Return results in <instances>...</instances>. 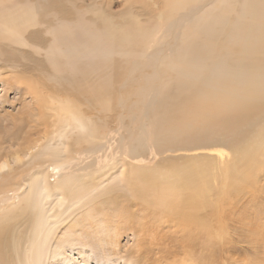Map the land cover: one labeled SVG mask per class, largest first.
I'll list each match as a JSON object with an SVG mask.
<instances>
[{
	"label": "rangeland",
	"instance_id": "1",
	"mask_svg": "<svg viewBox=\"0 0 264 264\" xmlns=\"http://www.w3.org/2000/svg\"><path fill=\"white\" fill-rule=\"evenodd\" d=\"M182 1L0 0V160L10 157L14 166L12 176L0 177V194L29 181L39 170L47 171L51 184L77 176L58 192L75 202H65L66 213L56 226L60 238L62 235L60 264H146L148 259H161L155 244L177 248L180 242L192 250L182 253L179 248L178 259L162 264H178L183 256H189L192 264H264V147L260 146L264 145V79L259 78L264 75V62L255 68L230 67L234 65L226 59L235 43L222 37L224 53L227 51L223 63L209 65L211 59L202 56L200 61L179 68L185 52L201 47L191 43L193 38L188 41L191 32L218 48L221 26L231 21L235 25L241 12L243 15L242 10L232 8L239 0ZM245 1L240 0L238 6ZM251 1L254 15L249 18L244 14L243 18L248 19V27L251 23L253 33H263V37L243 30L238 35L242 45L238 46L264 54V0ZM65 15L72 17L69 22L62 19ZM176 22L180 23L177 28ZM8 24L22 35L6 34ZM72 27L82 28L87 55L93 56L87 63H91L90 69L84 53L66 67L61 65L66 64L63 61L54 66L55 60L46 53L45 49L57 43L52 36L59 33L57 37H66L63 32ZM175 28L177 35L171 33ZM216 28L219 31L212 33ZM79 59L82 62L76 63ZM74 65L78 67L74 69ZM89 70L100 80L95 83H101H93L91 93L82 79ZM72 72L78 80L74 92L60 81L63 74L72 77ZM102 74L113 81L103 84ZM174 75L232 85L244 101L233 96L216 98L217 89L205 92L193 101L194 112L173 117L179 127L173 132L175 123L170 124L159 108L170 91L167 78ZM104 93L109 100L104 99ZM73 114L91 119L93 125L85 118L87 140L79 141L83 130L74 128ZM204 124L215 129L210 137L196 134L197 127ZM231 126H240L241 132ZM60 129L62 135L57 133ZM93 132H98L95 138ZM166 142H174V146L162 149ZM47 145L54 150L58 145L60 150L36 159ZM138 167L145 169L147 178L139 177ZM122 170L127 173L122 175ZM170 183L194 187L176 212L160 203L162 189ZM18 218L8 221L7 235L14 228L24 233L30 230L31 220L22 215Z\"/></svg>",
	"mask_w": 264,
	"mask_h": 264
},
{
	"label": "bare ground",
	"instance_id": "2",
	"mask_svg": "<svg viewBox=\"0 0 264 264\" xmlns=\"http://www.w3.org/2000/svg\"><path fill=\"white\" fill-rule=\"evenodd\" d=\"M171 1V0H170ZM173 2L175 0H172ZM182 1V0H181ZM189 1V0H188ZM240 1V0H239ZM238 1V2H239ZM53 2V1H52ZM172 2V3H173ZM186 2L185 0L182 1ZM235 2L234 5L232 6L233 9L237 10V8L243 11V15L245 14V17H249L254 15L253 14V10L251 8V4L252 1L251 0H246L245 4L243 3L241 6H238L239 3ZM187 3V2H186ZM55 4V2H54ZM53 4V5H54ZM156 4V3H155ZM158 4V3H157ZM177 4V3H176ZM174 4V5H176ZM185 4V3H184ZM166 5H170L166 4ZM178 5V4H177ZM176 5V6H177ZM179 6H182L179 5ZM246 9H245V7ZM262 6H264V2L262 3ZM51 7V6H50ZM178 7V6H177ZM69 8V7H68ZM253 8L257 11H261L259 10L257 7ZM264 10V7H262ZM54 9V8H53ZM51 10V9H50ZM9 11V10H8ZM32 11V10H31ZM67 11V9H66ZM35 12V11H34ZM78 12V11H75ZM249 15H247V13ZM11 13V12H10ZM9 13V14H10ZM32 13V12H31ZM262 13V12H261ZM2 14V13H1ZM4 14V13H3ZM8 14V15H9ZM19 14V13H18ZM33 14V13H32ZM36 14V13H35ZM71 15V14H69ZM68 15V19H67V15H65V17L62 19H65L66 21L70 20V18H72L70 16L69 18ZM169 15V14H168ZM242 15L241 12V18H239L240 20H237L238 22H234L235 25H233V23L227 24V25H223V27L221 26V32H219L218 34H223V36H221V40L219 41V39L217 40L219 43V47L218 48H214L212 42L210 41H205L203 40L200 36L199 33L197 32H191L189 34V39L193 38V40L191 41V43H198L201 47H197L194 51L192 52H185V56L183 58V62L180 65L179 68H183L187 65V63L189 61H200L202 56L205 57H209L210 63L209 65H211L212 63L218 65L223 63V55H225L224 53V45L225 42L222 41V37L226 38V41L235 43V47L229 48V53L227 55L228 59H226L228 61L229 64L234 65V66H230V67H237L239 70L240 68L242 69L243 67L247 66V65H251L255 67L260 66L263 62H264V54L263 53H257V52H252V51H248L246 50L247 46L245 49H242V47H239L238 45H242L241 44V40L238 39V35L239 33L243 30H247L248 32H250L251 34H255L258 37H263V33L262 34H256L253 33L252 29H251V23L250 26L248 27L246 23H248V19L243 18L244 16ZM10 16V15H9ZM36 16V15H35ZM2 17V15H1ZM61 17V16H60ZM10 18V17H8ZM83 19H87L84 18ZM205 19V18H204ZM10 20V19H9ZM61 20V19H59ZM82 20V19H81ZM108 20V18H107ZM74 21V20H71ZM70 21V22H71ZM84 21V20H83ZM110 21V20H109ZM12 22V21H11ZM63 22V21H62ZM69 22V21H68ZM8 23V22H7ZM10 23V22H9ZM52 23V22H51ZM72 23V22H71ZM1 24V22H0ZM4 24V23H3ZM25 24V23H24ZM253 24V23H252ZM2 25V24H1ZM0 25V26H1ZM180 25L179 22H176V28ZM211 25V23H210ZM215 25V24H214ZM216 25L217 22H216ZM4 26V25H3ZM51 26V25H50ZM54 26V25H53ZM56 26V25H55ZM54 26V28H56ZM83 26V25H82ZM244 26V29H243ZM6 27V25L4 26ZM2 27V28H4ZM77 27V26H76ZM72 27L68 30H66L64 33L67 34V36L63 37V38H59L57 37L59 33H54L55 35H53L52 37L57 41V43H55V40H53L52 42L55 44H52V46L47 50V52H49L48 54L51 55V57L55 60V62H53V64H55L54 66H57V64H61L60 62L63 61V63L66 64H61L62 66L66 67L67 63H71V65L75 62L74 60L83 55H86L88 57V60L86 59L87 57H84L86 60H84V62H86V64L88 63V61L91 59L90 53L87 55V50L84 47V43L85 40L83 42L82 39V28L78 27ZM211 27V26H210ZM219 27V26H218ZM86 29V27H83ZM176 28L173 29L171 31L172 34H175L176 32ZM5 29V33L6 34H12L15 35L17 38L22 35H18L16 32H18V29L15 27H12L11 25L8 24V27L4 28ZM88 29V28H87ZM203 29V28H202ZM212 29V28H211ZM198 30V29H197ZM4 31V30H3ZM90 31V30H89ZM219 30L213 29L212 33L218 32ZM16 33V34H15ZM90 33V32H89ZM124 33V32H123ZM126 33V32H125ZM124 33V37L125 34ZM211 33V34H212ZM62 34V33H60ZM128 34V33H127ZM183 35V33H181ZM62 35V36H63ZM139 38L140 39V34ZM177 35V33L175 34ZM185 38L187 37L186 34ZM248 35V34H247ZM127 36V35H126ZM6 37V36H5ZM109 38L112 37V34L108 36ZM242 37V34H241ZM1 38V37H0ZM4 38V37H3ZM7 38V37H6ZM9 39H11L10 37H8ZM13 38V37H12ZM15 38V37H14ZM240 38V37H239ZM5 39V38H4ZM241 39V38H240ZM254 39V37H253ZM260 39V38H259ZM136 40V39H135ZM185 39L183 38L182 41H184ZM187 40V38H186ZM225 40V39H224ZM256 40V38H255ZM137 41V40H136ZM139 41V40H138ZM222 41V42H221ZM250 40H248L249 42ZM186 42V41H185ZM184 42V44H185ZM240 42V44L238 43ZM60 43V44H59ZM189 43V42H188ZM188 43H186V45H188ZM42 44V43H41ZM244 44V43H243ZM1 45V44H0ZM39 45V44H38ZM37 45V46H38ZM55 45V46H53ZM57 45V46H56ZM190 45V44H189ZM188 45V46H189ZM245 45H247L245 43ZM255 48V47H254ZM43 50V49H42ZM207 53H205V52ZM42 52V51H41ZM48 56V55H47ZM226 57V56H225ZM179 58V57H178ZM78 59V58H77ZM57 60V61H56ZM83 60V58H82ZM60 61V62H59ZM81 59H79L78 61H76V63L80 62ZM52 63V61H49ZM48 62V63H49ZM82 62V61H81ZM83 62V63H84ZM91 62V61H89ZM14 63V62H13ZM93 63V62H92ZM200 63V62H199ZM227 63V64H228ZM85 64V65H86ZM91 64V63H90ZM90 64H87L89 67L87 69H90ZM202 64V63H201ZM226 64V63H225ZM228 64V65H229ZM12 65V64H11ZM15 65V64H14ZM80 65V64H79ZM13 66V65H12ZM27 67V66H26ZM25 67V68H26ZM30 67V66H28ZM59 67V66H58ZM74 67V69H76L77 67ZM80 67V66H79ZM87 67V66H86ZM85 67V68H86ZM206 67V66H205ZM211 67V66H210ZM213 67V66H212ZM211 67V68H212ZM222 67V66H221ZM18 68V67H17ZM68 68V67H67ZM71 68V67H70ZM228 68V67H227ZM252 68V67H250ZM27 69V68H26ZM60 69V68H59ZM58 69V70H59ZM73 69V68H72ZM73 69V70H74ZM84 69V68H83ZM86 69V70H87ZM244 69V68H243ZM253 69V68H252ZM10 70V69H8ZM34 70V69H33ZM92 70V68H91ZM91 70H89L88 72H86V76L83 79V84L87 85V89L88 91L91 93L93 91L94 84L97 80L94 79L92 77V72ZM224 70V69H223ZM227 70V69H226ZM255 70V69H254ZM253 70V71H254ZM26 71V70H25ZM31 71V70H30ZM78 72L80 70H77ZM85 71V70H84ZM83 71V73H84ZM242 71V70H241ZM252 71V70H251ZM250 71V72H251ZM258 71V70H257ZM27 72V71H26ZM44 72V71H43ZM46 72V71H45ZM59 72H66L65 71H60ZM209 72V71H208ZM234 72V71H233ZM96 73V72H95ZM34 74V73H33ZM42 74V73H41ZM68 76L70 73H67ZM73 74V72L71 73V75ZM76 74V72L74 73ZM80 74L81 71H80ZM204 74V73H203ZM65 76L60 77V81L62 83H66L67 85H69V89H73L74 91H77V89L73 88L74 85L76 83H78V80L72 75V77H68L66 74H63ZM70 75V76H71ZM100 75V74H99ZM98 75V77H100ZM177 75V74H176ZM172 76L167 78V80H169L168 82H171V87H170V91L165 94L163 96V100L160 103V110H163V113H161L162 115H164V118L169 119V122L171 124V122L175 123L173 125H171V129L173 132H176L179 130L178 127V121H175L176 116H180V114H182L185 111H188L189 113H192L195 111V107L193 105V101L198 98V97H203L205 96L204 93L208 92L211 93L212 91H214L215 89H217L215 91V97L216 98H222L224 96H233L235 98H242V96L239 95L238 89H236L235 87H233L232 85H230V87L223 85V84H216V85H212L211 80L207 81V79H196L194 80L192 76L190 77H186V78H182V77H178V76ZM220 75V74H219ZM260 75V74H259ZM95 76V75H93ZM103 76V74H102ZM101 76V81L102 83H111L113 80L109 79L106 75H104L103 77ZM202 76V75H201ZM241 76V75H240ZM248 76V75H247ZM258 76V75H257ZM97 77V78H98ZM198 77V76H197ZM196 77V78H197ZM228 77V76H227ZM230 77V76H229ZM237 77V76H235ZM243 77V76H242ZM199 78V77H198ZM211 78V77H210ZM240 78V77H239ZM247 78V77H246ZM253 78V77H252ZM259 78L264 79V75H260ZM48 79V77H47ZM99 79V78H98ZM214 79V78H213ZM244 79V78H243ZM51 80V79H50ZM81 81V79H79V82ZM100 80L97 81V83ZM255 81V79H254ZM50 82V81H48ZM243 82V81H242ZM42 83V82H40ZM38 83V84H40ZM47 83V82H46ZM225 83V82H224ZM96 84V83H95ZM101 85V83H99ZM96 84V85H99ZM232 84V83H231ZM235 84V83H234ZM41 85V84H40ZM48 85V84H47ZM53 85V84H52ZM59 86V85H58ZM215 86V87H214ZM244 86V85H243ZM256 86V85H255ZM48 87V86H47ZM249 87V86H247ZM36 87H33V91L36 95H39V92L35 89ZM39 88V87H38ZM44 88V87H43ZM51 88V87H50ZM59 88V87H58ZM57 88V89H58ZM86 88V87H85ZM244 88V87H243ZM259 88V87H258ZM47 89V88H46ZM249 89V88H248ZM86 90V89H85ZM255 89H253L252 91H254ZM47 91V90H46ZM58 91V90H57ZM247 91V90H246ZM84 92V91H83ZM88 92V93H89ZM251 92V91H250ZM255 92V91H254ZM43 93V92H42ZM85 93V92H84ZM86 92V94H88ZM249 93V92H247ZM61 94V93H60ZM246 94V93H245ZM250 94V93H249ZM58 95V94H57ZM106 95H108L107 93H104L105 98L109 100V96H107L108 98H106ZM251 98L252 96V92L250 94ZM83 96V94H82ZM86 97L88 95H85ZM81 97V96H79ZM232 97V99H233ZM245 98V97H244ZM248 98V97H247ZM255 98V97H254ZM82 100V98H81ZM210 100V99H209ZM243 100V98H242ZM249 100V99H248ZM231 101V100H229ZM244 101V100H243ZM250 101V100H249ZM254 101V99H253ZM258 101V100H256ZM255 101L254 104H257ZM260 101V100H259ZM88 102V101H86ZM209 102H212L209 101ZM232 102V101H231ZM261 102V101H260ZM244 103V102H243ZM224 104V103H223ZM208 105V103H207ZM57 106V105H56ZM249 106V105H247ZM201 107V106H200ZM208 107V106H207ZM245 107V105H244ZM53 108V107H52ZM79 109V107L77 108ZM252 109V108H251ZM72 110V109H71ZM200 110V109H199ZM205 110V109H204ZM247 113V112H246ZM256 113V112H255ZM257 115V113H256ZM88 116V115H87ZM72 117V116H71ZM158 117V116H157ZM160 117V116H159ZM158 117V118H159ZM87 118V117H85ZM84 116H81L80 114H73L72 117V124L73 123H77V125H75V129H79L80 132L81 130H83L81 132L82 137L78 136L79 141L81 138V141L85 140L86 138V134L85 132L89 131L88 127L89 125H87V119H88V124L91 121H89L90 118L85 119ZM246 118V117H245ZM253 118V117H251ZM162 118H160L159 120H161ZM186 119V117H185ZM91 120V119H90ZM260 120V119H259ZM210 121V120H209ZM253 121V120H252ZM255 121V120H254ZM251 122V121H250ZM161 124V123H160ZM193 124V123H192ZM93 125V124H92ZM91 125V126H92ZM69 127H72L71 124L67 125ZM189 124L186 125V128H188ZM264 126V125H263ZM190 128H194V126H190ZM220 128V127H219ZM231 128H235V132H241L240 130V126L234 127L231 126ZM92 129V128H90ZM264 129V127H263ZM214 127L209 125V124H204L203 126L197 127L196 130V134L198 135V137H210L211 134L214 132ZM93 131V130H92ZM225 131V130H224ZM62 130H58L57 133H60L62 135ZM91 132V130H90ZM228 132V131H227ZM98 133V132H97ZM97 133H92V136L94 135L95 138V134ZM216 133V132H215ZM73 134V133H72ZM262 134V133H261ZM78 135V134H77ZM80 135V134H79ZM260 135V134H259ZM264 135V134H263ZM68 136V135H67ZM85 136V137H84ZM160 138H163V135L161 133ZM89 135H88V139H89ZM262 137V136H260ZM71 138V137H70ZM77 138V137H76ZM206 139V138H205ZM262 140L264 139V136L261 138ZM71 140H73L71 138ZM76 140V141H75ZM87 140V139H86ZM251 140V139H250ZM256 140V139H255ZM261 140V141H262ZM75 142L78 141V139H74ZM78 141V142H79ZM260 141V142H261ZM74 142V144H75ZM77 142V144H79ZM254 142V141H253ZM242 143V142H241ZM247 145H250V142H247ZM67 145V144H66ZM260 145V144H259ZM45 146V145H44ZM172 147L174 146V142H166L164 144V146H162V149H166L168 147ZM255 146V145H253ZM261 148L263 149L264 145H260ZM34 147V146H33ZM73 147V146H72ZM71 147V150H72ZM251 147V146H250ZM257 147V146H256ZM59 146L55 145V150L51 147V146H46L43 148V150L41 152H39L37 154V158L39 159L41 157L46 156L47 152L51 153H57V151H59L60 149H58ZM69 148V146H68ZM67 147H64V150L67 151L68 149ZM74 149V148H73ZM32 150V149H31ZM69 150V149H68ZM264 150V149H263ZM242 151V150H241ZM252 151V149H251ZM86 152V151H85ZM235 152V151H234ZM22 153V151H21ZM236 153V152H235ZM243 153V152H242ZM26 154V153H25ZM43 154V155H42ZM33 155V154H32ZM26 156V155H25ZM238 156V155H237ZM244 156V155H243ZM249 156V155H247ZM253 156V155H252ZM263 156V155H262ZM246 157V156H245ZM48 158V157H47ZM4 160H0V177H5V176H12L11 175V171L12 168L14 167L10 162H12L10 160V157L7 158H3ZM14 160V158H12ZM87 159V158H86ZM239 159V158H238ZM243 159V158H242ZM245 159V158H244ZM251 159V158H250ZM19 159H17L18 161ZM79 160V159H78ZM240 160V159H239ZM15 161V160H14ZM21 161V160H20ZM250 161V160H249ZM253 161V160H252ZM22 162V161H21ZM28 162V161H27ZM238 162V161H237ZM242 162V161H241ZM251 162V161H250ZM259 162V161H258ZM264 163V162H263ZM26 164V163H25ZM29 165V163H28ZM254 166V164H252ZM261 165V164H260ZM12 167V168H11ZM192 167V166H191ZM129 168V166H128ZM134 168V167H133ZM76 169V168H74ZM132 169V168H131ZM137 169V168H136ZM144 169V168H143ZM197 169V168H195ZM240 169H241V165H240ZM246 169V168H245ZM72 170V169H71ZM199 170V169H198ZM14 171V170H13ZM197 172V171H196ZM242 172V170H241ZM125 175V173H127V171L122 170V175ZM187 173H189L187 171ZM73 174V173H71ZM135 174V173H134ZM137 174L139 175H143L145 178H147L148 176H146L145 174V169L144 170H137ZM199 174V173H198ZM244 174V172L242 173ZM190 176V175H189ZM243 176V175H242ZM138 178V176H136ZM181 177V176H180ZM179 177V179H180ZM204 177V176H202ZM67 178V177H66ZM77 178V176L75 177H68L67 179H64V181L60 182V183H56V184H51L47 178V171L45 170H39L37 171L33 177H31V179L28 181H25L23 184L21 185H17L16 187H14L13 189L11 188H5L3 189L2 194H0V264H60V260H58L59 256L61 255V247L63 246L61 244V238H60V233L61 232H56L57 228L56 226L60 223V221L62 220V217L65 215V211H63V207L65 202H68L69 205L74 204L75 202H70L69 200H67L66 195L62 196L61 194H59L58 192H62L61 190L64 191V185H68L71 184V182L75 181ZM243 180H245L246 178H242ZM4 180V179H3ZM139 180V178L137 179ZM187 180V179H186ZM147 181V179L145 180V182ZM141 182V181H139ZM144 182V181H143ZM188 182V181H187ZM186 182V183H187ZM1 183V182H0ZM189 183V182H188ZM139 184V183H138ZM187 185V184H186ZM185 184H181V183H170L167 184L165 186V188L162 189V196L160 194L159 198H160V203H164L165 207L164 209L169 210L170 212H176V209H179V207H182V205H184L183 201H186L188 198V192L189 189H193L194 187L191 186L190 184V188H187ZM8 186V185H7ZM58 189V190H57ZM57 190V191H56ZM2 191V190H1ZM78 190L75 191V193H77ZM55 192H57L55 194ZM157 192V191H156ZM155 192V193H156ZM161 193V192H160ZM195 193V192H194ZM198 193V192H197ZM157 194V193H156ZM54 198V199H53ZM57 200V201H56ZM158 200V199H157ZM183 203V204H182ZM62 208V209H61ZM175 209V211H174ZM168 211V212H169ZM22 215L23 217H27V220H31L32 225L30 230L26 231V233L22 232L19 228H14L15 231H13L12 233H9L7 235V226H9V222L10 220H19L16 219L18 216ZM25 219V218H24ZM25 219V220H26ZM119 220V219H118ZM8 222V223H7ZM11 222V221H10ZM30 222V223H31ZM28 225V224H27ZM26 225V226H27ZM73 225H71L72 227ZM25 227V226H24ZM28 228V227H27ZM69 228V227H68ZM24 231V230H23ZM138 232V231H137ZM79 233V232H78ZM25 234V235H24ZM80 234V233H79ZM172 240V239H170ZM72 242V241H70ZM69 242V243H70ZM170 242H173L170 241ZM187 244V243H186ZM156 248L160 251L161 253V259L158 261L157 259H148L146 261V264H155V263H159L162 264L163 262H167L169 263L168 260H176L179 257H176L177 251L180 248L182 253H188V250H192V246L191 247H187V245H185L184 243L180 242L179 246L176 248L173 245L171 247L167 246L168 248H163V246H161L160 244H155ZM148 251H151V249H149ZM187 259V260H186ZM175 264H177L176 262H174ZM181 264H192L191 263V259H189V256H183L182 262H180ZM178 263V264H180Z\"/></svg>",
	"mask_w": 264,
	"mask_h": 264
}]
</instances>
